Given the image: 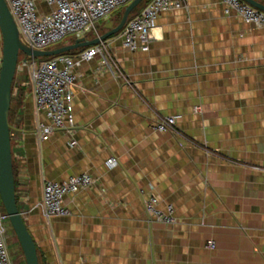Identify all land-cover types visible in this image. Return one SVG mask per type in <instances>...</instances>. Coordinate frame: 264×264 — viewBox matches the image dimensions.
<instances>
[{
    "label": "crops",
    "instance_id": "0c3cea01",
    "mask_svg": "<svg viewBox=\"0 0 264 264\" xmlns=\"http://www.w3.org/2000/svg\"><path fill=\"white\" fill-rule=\"evenodd\" d=\"M54 9L36 0L38 14ZM223 9L189 0L160 13L147 51L107 39L108 64L104 51L74 69L75 126L46 141L37 135L46 119L17 70L16 200L39 264H264V28ZM1 51L0 34V64ZM167 116L173 130H155ZM80 174L95 183L65 196L69 215L46 218L44 183ZM149 196L160 210L172 206L175 224L148 216ZM7 225L12 263L25 264Z\"/></svg>",
    "mask_w": 264,
    "mask_h": 264
},
{
    "label": "built area",
    "instance_id": "2783aa9c",
    "mask_svg": "<svg viewBox=\"0 0 264 264\" xmlns=\"http://www.w3.org/2000/svg\"><path fill=\"white\" fill-rule=\"evenodd\" d=\"M55 9L48 14L40 15L36 11V0H5L8 9L18 27L21 40L34 50H48L66 37L75 39L85 37L89 33L96 34V23L106 19L111 13L127 6L133 0H42ZM189 0H151L142 10L128 18L123 29L118 33L124 49L134 52L147 51L153 39L152 30L157 16L166 11L180 10L187 7ZM224 6V14L234 12L245 22L258 28H264V12L243 0H220ZM109 44L107 40L89 46L75 55H57L50 59L27 58L18 63L17 70H28L32 85L36 108L42 113L46 122L37 125V135L41 141L50 138L53 130H71L73 120L72 86L75 80L74 69L83 62L95 58L105 51L103 62L108 64ZM107 57V58H106ZM123 79L127 80L123 74ZM175 117H157L155 130L172 131ZM109 167L116 165L115 159L107 161ZM95 180L88 174L71 176L56 182L46 181L43 186V197L40 203L46 218L67 216L69 210L64 206V198L68 194H77L90 188ZM144 208L151 219L173 225L176 220L172 206L165 210L157 207L153 196L144 200ZM8 217L0 212V264H13L6 238L4 221Z\"/></svg>",
    "mask_w": 264,
    "mask_h": 264
},
{
    "label": "water",
    "instance_id": "95a60500",
    "mask_svg": "<svg viewBox=\"0 0 264 264\" xmlns=\"http://www.w3.org/2000/svg\"><path fill=\"white\" fill-rule=\"evenodd\" d=\"M142 1L133 0L124 8L121 19L116 25L113 22H108L104 26L106 32L92 40H86L85 37H81L75 39L72 44L62 47L48 50H34L21 40L18 27L5 0H0V34L2 39L0 64V202L18 240L25 264H39V260L34 239L29 233L17 206L13 175L9 111L12 100V86L20 54L23 55L22 61L25 62L27 58L54 57L105 41L123 29L131 12ZM243 1L264 12V4L256 0Z\"/></svg>",
    "mask_w": 264,
    "mask_h": 264
},
{
    "label": "rangeland",
    "instance_id": "374dc122",
    "mask_svg": "<svg viewBox=\"0 0 264 264\" xmlns=\"http://www.w3.org/2000/svg\"><path fill=\"white\" fill-rule=\"evenodd\" d=\"M144 1V0H143ZM141 2L132 12H131V14L129 15V18H132L137 12H139V11H141L142 10V8H143V5H144V2ZM125 8V7H124ZM124 9L122 8V9H119L118 11H116V12H113V13H111L106 19H102V20H100V21H98L97 23H96V28L99 30V31H103L104 30V25H105V20H113L115 23H117L118 22V20L120 19V12L121 11H123ZM75 39L73 38V37H66L64 40H62L60 43H58V44H56V45H53V46H50L48 49H54V48H56V47H58V46H63V45H65V44H68V43H70V42H72V41H74ZM78 50V49H77ZM74 52L76 51V50H73ZM22 56L20 55V58H21ZM40 59V61H43V60H46L47 59V57H41V58H39ZM20 73H22V74H24V75H27V78H29V74H28V70H27V68L26 69H24V71H22V72H20ZM7 228H6V230H13L12 229V227H11V225H10V223H9V221H8V225L6 226ZM11 232V231H10ZM14 232V231H13ZM6 235L8 236V233L6 232ZM18 241V240H17Z\"/></svg>",
    "mask_w": 264,
    "mask_h": 264
},
{
    "label": "trees",
    "instance_id": "16d2710c",
    "mask_svg": "<svg viewBox=\"0 0 264 264\" xmlns=\"http://www.w3.org/2000/svg\"><path fill=\"white\" fill-rule=\"evenodd\" d=\"M151 0H144L143 2H144V5H143V8L150 2ZM256 1H258V2H260V3H264L262 0H256ZM124 11V10H123ZM123 11H121L120 12V19H121V16H122V14H123ZM120 19L118 20V22L120 21ZM117 22V23H118ZM112 37V36H111ZM75 39V38H74ZM109 39V38H108ZM82 50H84V48H81V49H78V50H76L75 52L74 51H70V52H67V53H64V54H61V55H74V54H76L78 51L80 52V51H82ZM22 57L19 59V61L20 60H22V58H23V55L22 54H20ZM50 58H52V57H47V59H50ZM25 77H26V79H29V78H27V75H25ZM12 91H13V86H12ZM14 101V98L12 97V100H11V103ZM11 111H12V109H11V106H10V111H9V123H10V115H11ZM12 164H13V161H12ZM13 175H14V164H13ZM14 178H15V175H14ZM0 210H1V213H3V214H6V212H5V210H4V208H3V206H2V204L0 203ZM14 234V233H13ZM15 236V235H14ZM16 238V237H15ZM16 242L18 243V241H17V239H16ZM21 255H22V253H21ZM15 264H18V262H16ZM24 264V263H23Z\"/></svg>",
    "mask_w": 264,
    "mask_h": 264
},
{
    "label": "bare ground",
    "instance_id": "6f19581e",
    "mask_svg": "<svg viewBox=\"0 0 264 264\" xmlns=\"http://www.w3.org/2000/svg\"><path fill=\"white\" fill-rule=\"evenodd\" d=\"M17 198V197H16Z\"/></svg>",
    "mask_w": 264,
    "mask_h": 264
}]
</instances>
